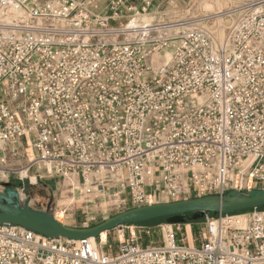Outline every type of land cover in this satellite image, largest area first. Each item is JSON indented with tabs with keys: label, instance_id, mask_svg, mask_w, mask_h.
Here are the masks:
<instances>
[{
	"label": "built area",
	"instance_id": "obj_1",
	"mask_svg": "<svg viewBox=\"0 0 264 264\" xmlns=\"http://www.w3.org/2000/svg\"><path fill=\"white\" fill-rule=\"evenodd\" d=\"M208 3L0 0V182L58 177L105 215L264 188V0ZM200 224L145 245L0 225V264H264V209Z\"/></svg>",
	"mask_w": 264,
	"mask_h": 264
},
{
	"label": "water",
	"instance_id": "obj_2",
	"mask_svg": "<svg viewBox=\"0 0 264 264\" xmlns=\"http://www.w3.org/2000/svg\"><path fill=\"white\" fill-rule=\"evenodd\" d=\"M57 178H42L37 183L53 190L51 185ZM31 204V197L24 194L21 187L9 181L0 182V225L18 226L50 239L81 240L98 238L102 232L118 227L193 224L218 214L260 209L264 207V188L227 189L221 193L130 207L83 226L58 221L50 209V201L44 208L32 207Z\"/></svg>",
	"mask_w": 264,
	"mask_h": 264
},
{
	"label": "rangeland",
	"instance_id": "obj_3",
	"mask_svg": "<svg viewBox=\"0 0 264 264\" xmlns=\"http://www.w3.org/2000/svg\"><path fill=\"white\" fill-rule=\"evenodd\" d=\"M214 1V0H213ZM228 4V0H221L220 5H215V3H209L203 5L205 11H214L215 9H222L226 7ZM209 7V8H208ZM211 7V8H210ZM207 8V9H206ZM33 172V169L31 170ZM31 181H34V178L31 177ZM10 182V181H9ZM51 186L53 190H49L48 188H44L43 185L40 183H31L29 181H24V184L22 185L20 182L12 181V183L15 186L21 187L22 192L24 194H27L32 199V207H38V208H44L47 203L50 201V209L53 213V215L58 221L71 225V226H83L85 224H89L92 221L84 222V224L79 225L76 222V219H74V216H84L82 214V209L85 207L89 211H93L92 216L96 215V219L101 218L103 216H108L105 214L97 213L95 214L96 209H99L98 205L102 202L101 200L92 199L90 202H84L85 199L81 198L79 196L78 191H74V193H71L68 189V182L65 180H62L61 178H57L56 181H54ZM103 206V203L101 204ZM91 209V210H90ZM85 217V216H84ZM201 222L193 223L190 225V223L184 224L186 229L189 227V229H193V233L196 235L198 228L200 227ZM165 233L166 229L169 230L170 226L167 227V225H153L152 227H148L151 230L150 236H145V234H142V245H145L148 240L153 241L154 243H159L162 240L163 234ZM142 228H137V232H140ZM128 231H125V237L128 235ZM182 233H177V238L182 237ZM123 237V238H125ZM117 234L114 230L110 231L109 233H105L104 239L107 240V243H116L117 240ZM116 250V246H113V251Z\"/></svg>",
	"mask_w": 264,
	"mask_h": 264
},
{
	"label": "crops",
	"instance_id": "obj_4",
	"mask_svg": "<svg viewBox=\"0 0 264 264\" xmlns=\"http://www.w3.org/2000/svg\"><path fill=\"white\" fill-rule=\"evenodd\" d=\"M161 1L162 0H152V4H153V6L155 7V6H157L158 4H160L161 3ZM74 219H76V222L79 224V225H82V224H84V222H87V220H86V218L84 217V216H77V215H75L74 216ZM191 225V224H190ZM167 226H169V225H167ZM170 229V228H169ZM180 233H182V234H188V236H187V240H188V242H191V240H192V238H191V236L192 237H194L195 236V234L193 233V229H189V227L186 229V227L185 226H181L180 227Z\"/></svg>",
	"mask_w": 264,
	"mask_h": 264
},
{
	"label": "bare ground",
	"instance_id": "obj_5",
	"mask_svg": "<svg viewBox=\"0 0 264 264\" xmlns=\"http://www.w3.org/2000/svg\"><path fill=\"white\" fill-rule=\"evenodd\" d=\"M213 3H215V5H220V3H221V0H214L213 1ZM209 4V3H208ZM209 8V7H208ZM211 8V7H210ZM207 9V8H206ZM220 34H221V31H220ZM168 56V55H167ZM56 218H58V217H56ZM105 233L106 232H102L101 234H100V239L102 240V241H105L106 239H104V237H105ZM165 235H166V231H165ZM90 239V241L92 242V244L94 243L95 244V239L96 238H89ZM121 239H123V237H121ZM189 243H191V242H189Z\"/></svg>",
	"mask_w": 264,
	"mask_h": 264
},
{
	"label": "trees",
	"instance_id": "obj_6",
	"mask_svg": "<svg viewBox=\"0 0 264 264\" xmlns=\"http://www.w3.org/2000/svg\"><path fill=\"white\" fill-rule=\"evenodd\" d=\"M262 209H264V207H262ZM161 220H162V219H161ZM157 221H160V220H157ZM109 232H110V231H109ZM109 232H108V233H109Z\"/></svg>",
	"mask_w": 264,
	"mask_h": 264
},
{
	"label": "flooded vegetation",
	"instance_id": "obj_7",
	"mask_svg": "<svg viewBox=\"0 0 264 264\" xmlns=\"http://www.w3.org/2000/svg\"><path fill=\"white\" fill-rule=\"evenodd\" d=\"M44 188H46V187H44Z\"/></svg>",
	"mask_w": 264,
	"mask_h": 264
}]
</instances>
